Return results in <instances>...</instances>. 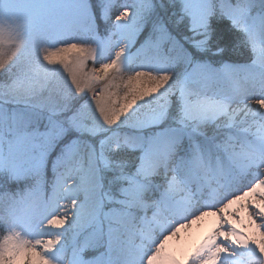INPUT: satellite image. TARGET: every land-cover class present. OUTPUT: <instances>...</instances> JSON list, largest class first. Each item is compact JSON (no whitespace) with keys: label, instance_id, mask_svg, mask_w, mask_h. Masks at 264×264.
Here are the masks:
<instances>
[{"label":"snow or ice","instance_id":"obj_1","mask_svg":"<svg viewBox=\"0 0 264 264\" xmlns=\"http://www.w3.org/2000/svg\"><path fill=\"white\" fill-rule=\"evenodd\" d=\"M0 264H264V0H0Z\"/></svg>","mask_w":264,"mask_h":264},{"label":"bare ground","instance_id":"obj_2","mask_svg":"<svg viewBox=\"0 0 264 264\" xmlns=\"http://www.w3.org/2000/svg\"><path fill=\"white\" fill-rule=\"evenodd\" d=\"M203 227H204V226H201L199 229H196V228L194 227V231H202V230H203Z\"/></svg>","mask_w":264,"mask_h":264}]
</instances>
